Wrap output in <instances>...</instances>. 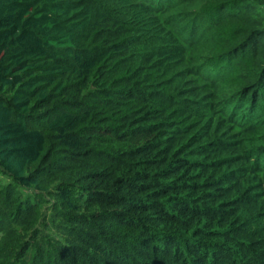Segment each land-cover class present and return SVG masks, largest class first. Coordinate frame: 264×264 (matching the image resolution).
<instances>
[{
    "label": "trees",
    "instance_id": "16d2710c",
    "mask_svg": "<svg viewBox=\"0 0 264 264\" xmlns=\"http://www.w3.org/2000/svg\"><path fill=\"white\" fill-rule=\"evenodd\" d=\"M0 264H264V0H0Z\"/></svg>",
    "mask_w": 264,
    "mask_h": 264
}]
</instances>
